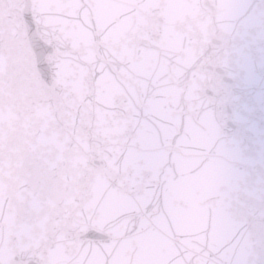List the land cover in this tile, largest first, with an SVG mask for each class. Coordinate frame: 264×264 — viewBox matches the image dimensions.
Listing matches in <instances>:
<instances>
[{
  "label": "water",
  "instance_id": "obj_1",
  "mask_svg": "<svg viewBox=\"0 0 264 264\" xmlns=\"http://www.w3.org/2000/svg\"><path fill=\"white\" fill-rule=\"evenodd\" d=\"M0 264H264V0H0Z\"/></svg>",
  "mask_w": 264,
  "mask_h": 264
}]
</instances>
